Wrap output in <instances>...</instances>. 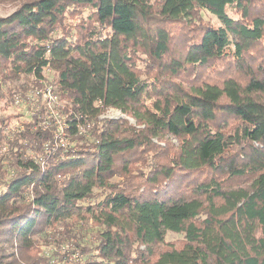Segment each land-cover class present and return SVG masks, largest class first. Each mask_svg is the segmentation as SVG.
<instances>
[{"label":"trees","instance_id":"trees-1","mask_svg":"<svg viewBox=\"0 0 264 264\" xmlns=\"http://www.w3.org/2000/svg\"><path fill=\"white\" fill-rule=\"evenodd\" d=\"M0 67L51 71L69 143L41 111L13 137L0 117V264H51L39 239L83 224L56 259L264 264V0H27L0 16Z\"/></svg>","mask_w":264,"mask_h":264},{"label":"rangeland","instance_id":"rangeland-1","mask_svg":"<svg viewBox=\"0 0 264 264\" xmlns=\"http://www.w3.org/2000/svg\"><path fill=\"white\" fill-rule=\"evenodd\" d=\"M27 0H0V16H8L12 14L16 9H18L23 2ZM89 12H85L84 15L86 16ZM200 15L202 17L203 23H211L214 25H219L220 22L218 18L207 10H201ZM81 21V16H76L75 18H69L68 24L79 23ZM52 88V97L53 99L49 98L45 95V92L48 88ZM56 97L55 90H54V79L53 74L51 71L47 70L45 72V79L38 80L34 76H19V77H11L9 71L0 67V117H5L7 115H11L12 118L9 121V125L4 129V133L13 137L14 133L25 128L28 123L31 121V115L33 113H38L39 111L43 114L44 119V127L47 129H51L52 126L48 119L55 117L57 124V128L61 130L64 127V122L58 116V107L62 106L63 104L59 101ZM101 117H108V118H125L128 119L131 123H135V119L126 113H123L121 110L116 108H109L105 114ZM56 131V130H55ZM60 134V139L58 143H62L68 145V139L66 138V134L64 132L61 134L57 132V135ZM56 135V136H57ZM173 143L178 144L176 138L170 139ZM0 155L4 157V163L9 165V159L7 154V147L5 141L0 140ZM11 171L13 169L11 168ZM95 230L89 227L88 225H80L74 226L69 225L68 227L60 226L57 231L53 232L56 234L57 237L62 238V245H45L44 239L40 238L39 243L42 250L48 255H52L54 251H58L52 258L51 264H74L80 261V257L78 259V254H73L71 257L63 256V259H56V256L60 257L61 253L65 251H69L71 249V245L73 243L80 242L85 239V241L91 240L94 237ZM52 234V235H53ZM80 240V241H79ZM168 241L173 243H182L183 235L176 234V233H168L166 242ZM169 248L168 245L161 244L155 247V250L163 251L164 249Z\"/></svg>","mask_w":264,"mask_h":264},{"label":"built area","instance_id":"built-area-1","mask_svg":"<svg viewBox=\"0 0 264 264\" xmlns=\"http://www.w3.org/2000/svg\"><path fill=\"white\" fill-rule=\"evenodd\" d=\"M52 88H53V87L50 86V88H48L47 91L45 92V95H46V96L49 95L50 97H49V96H48V97L51 98V99H53V97H52V93H53V92H52V91H53ZM55 98H57V96H56ZM60 133L63 134V136L65 135V134H64V131H63V128L60 130ZM61 136H62V135H61ZM61 136H60V134H59V135H57L56 137L60 139ZM61 142L64 144V141H61ZM0 188H1V185H0Z\"/></svg>","mask_w":264,"mask_h":264}]
</instances>
